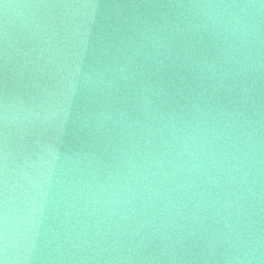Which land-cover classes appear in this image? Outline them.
I'll use <instances>...</instances> for the list:
<instances>
[{
  "label": "clouds",
  "instance_id": "9594fccd",
  "mask_svg": "<svg viewBox=\"0 0 264 264\" xmlns=\"http://www.w3.org/2000/svg\"><path fill=\"white\" fill-rule=\"evenodd\" d=\"M0 264H264V0H0Z\"/></svg>",
  "mask_w": 264,
  "mask_h": 264
}]
</instances>
